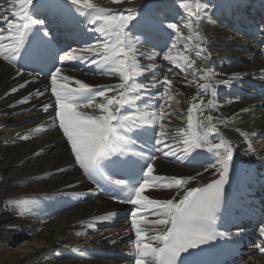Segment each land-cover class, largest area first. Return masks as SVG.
<instances>
[{
  "label": "snow or ice",
  "instance_id": "snow-or-ice-1",
  "mask_svg": "<svg viewBox=\"0 0 264 264\" xmlns=\"http://www.w3.org/2000/svg\"><path fill=\"white\" fill-rule=\"evenodd\" d=\"M112 3L119 5L122 0H112ZM69 5L80 6L76 12L86 21V31L93 34L92 42L84 43L79 49L64 51L58 55V61L55 58L56 62L47 74L54 103L45 102L39 106L44 113L54 108L52 125L58 121L74 165L96 185L94 191L89 189V193L98 195L108 186L115 193L109 196L113 202L131 205L129 222L134 239L129 243L134 264H207L206 249L220 240L234 250L232 246L237 242L236 238L243 233L221 231L219 222L227 202L226 185L235 167L238 146L221 131V126L227 125V118L213 113L223 107L216 99L219 90L223 87L231 90L243 75L219 73L210 64L197 67L196 60L189 55L191 45L194 44L197 50V58L209 60L211 54L206 46L202 42L196 43L192 36L182 37L175 22L165 23L162 12L142 15V6L139 9L113 10L97 7L91 0H7L6 4L0 5V60L16 69L13 80L24 77L21 60L47 63L53 51L52 36L43 17L72 22L75 15ZM180 6L188 12L189 18L200 21L207 16L209 3L208 0H196L195 10L188 3ZM8 10L14 19L5 14ZM164 29L175 33L172 47H176L180 39L186 43L182 52L177 55L166 52L163 60L184 73L191 70L192 80L186 78L181 83L185 86L195 83L198 88L187 108L186 127L174 132L164 121L180 112L171 110L167 101L174 98L173 92L176 95L182 93L173 89L175 81L169 78V74L158 77L154 63H141V58L146 55L145 49L159 47L157 34ZM196 35L198 37L199 33ZM158 56L159 53L152 51L148 59L154 61ZM74 62L95 66L102 75H118L119 83L90 85L62 74V70L79 71L71 66ZM39 74L28 72L31 79H24L10 88L0 96V100L35 83ZM144 76L150 78L141 81ZM220 76L225 78L216 79ZM260 76L264 77V69H261ZM201 80L206 82L200 83ZM157 88L163 91L155 92ZM48 90L36 88L9 104V108L31 105L12 115L30 113L37 107L33 100L39 101ZM165 97L157 110L158 102ZM81 108L93 109L98 114L80 111ZM250 110L242 108L240 112ZM233 115L239 116L240 113ZM46 130L43 124H39L27 134L16 133L13 140H27L32 133L43 134ZM236 131L247 145L244 154H255L248 140L249 134L240 129ZM156 153L165 158L174 157L178 162L200 154H207L211 160L202 164V171L195 175H163L156 170ZM206 173H210L212 178L200 183L198 178H203ZM192 182H196V186H191ZM66 187L71 189L75 185L67 184ZM162 190L174 194L166 199L151 195ZM72 195L82 194L73 192ZM117 215L118 212L113 211L95 217L87 227L94 229L97 223ZM144 224L154 227L146 230L141 226ZM258 231L264 237V224ZM112 242L115 243L114 240ZM256 247L260 254H264V245ZM70 250L74 253L79 251L75 248Z\"/></svg>",
  "mask_w": 264,
  "mask_h": 264
},
{
  "label": "bare ground",
  "instance_id": "bare-ground-1",
  "mask_svg": "<svg viewBox=\"0 0 264 264\" xmlns=\"http://www.w3.org/2000/svg\"><path fill=\"white\" fill-rule=\"evenodd\" d=\"M251 1L223 0L224 15L221 12L216 13L214 17L207 14L205 18L197 21L196 31L186 37L192 36L196 43L202 42L203 46H206L207 52L211 54L209 60L197 58V50L192 47L193 44L189 55L196 60L197 67H206L210 64L216 72L227 75L233 73L243 75V79L231 90L227 87L219 90L216 99L223 107L213 115H222L227 118V125L221 126V131L238 146L234 169H243L247 178L252 181V186L262 190V183H264V159L261 160L264 157V77L260 76V71L264 69V40L256 41V36L259 35L261 38L258 29L259 18H256V13L264 11V0ZM147 2L151 3L148 7H151L153 14L160 12L163 15L164 13L173 14L177 7V4L172 0H145L144 4ZM6 3L7 0H0V5ZM140 5H142L141 2L136 5L128 4L125 8L128 6L136 8ZM69 7L75 15V20L72 22H61L58 19L43 17L49 31L53 28L55 33L67 31L69 40L61 46L63 52L72 48L79 49L84 43H91L93 37L92 33L86 31L84 18L76 12V8L80 6L69 5ZM237 7L245 8V11L250 13V17H242L240 12L236 11ZM5 14L10 19H14L11 10ZM224 17L231 18L232 22L242 20L244 28L240 27L237 33L232 30L228 31L230 27L224 23ZM164 18H166L165 15ZM165 32L171 33L167 29ZM197 32L199 33L198 37ZM261 34H264V31ZM182 37H185V34H182ZM175 39L174 36L173 40ZM182 41L184 39H180L176 47H172V43L167 44L164 52L145 49L144 60L141 58L142 64H155L158 69V77L162 78L165 74H169V78L175 81L173 89H178L182 93V95H176L173 92L174 98L167 101V106L171 110L180 112L179 115H175L179 117L178 119L170 116L168 120L164 121L173 132L175 129L186 127L187 108L192 103L191 97L198 91L195 83L190 86L181 83L186 78L192 80L191 70L184 73L163 60L165 52L172 55L182 52L185 48ZM152 51L162 54L154 61H150L148 54ZM192 51H194L193 54ZM71 66L80 70H62V74L80 79L90 85L119 83L118 75H102L95 66L89 67L80 62H74ZM15 74V68L0 60V96H3L10 88L22 83L24 79H31L25 75L23 78L13 80L12 77ZM149 78L150 76L141 77V81H146ZM224 78L225 76H220L216 79ZM262 81L263 83H261ZM199 82L205 83L206 81ZM243 86L249 89L248 93L242 92ZM36 88L49 89L39 101L33 100L32 103L37 107L30 113L19 116L12 115L21 109L31 107V105H20L16 108H9L8 105ZM162 91L161 88L155 89V92ZM205 98L207 99V97ZM164 100L166 97L158 102L157 110L159 104ZM45 102L54 103V98L51 97L50 83L36 81L25 89L0 100V264H134V262L125 259L128 255L131 256L132 245L129 241L134 239L130 222L115 227L113 224L109 225V220L112 219L109 216L107 221L97 223L94 229L87 227L88 222L95 217L108 215L113 211L118 212V217H120L121 207L104 198L94 199L95 195L86 191V189H91V185L87 186L82 170L74 165L70 148L58 127V121L55 126L52 125L54 108H50L48 113H44L39 106ZM140 107L143 108L144 105ZM242 108L251 110L241 113ZM80 111L98 114L93 109L81 108ZM234 113H240V115L234 116ZM39 124H43L47 129L43 134L32 133L27 140L18 138L13 140L16 133L27 134L29 130ZM236 129L248 133V140L251 143L257 138L260 141L261 150L254 148L255 154L245 155L244 148L247 145L244 144V138L239 135ZM37 152H41V154L34 156L33 154ZM156 155L158 156L156 170L163 175H195L197 171H202V168L190 169L187 164L197 167L211 160L207 154L195 155L183 162H178L174 157L165 158L159 153ZM248 162L252 164L253 171H256L258 175L248 167ZM240 163L244 167H241ZM58 169H63V171H58ZM211 178L210 173H206L203 178H198V180L200 183H206ZM2 179L3 181H1ZM67 184H73L75 187L67 188ZM191 186H196V182H192ZM250 189L251 187L247 188L248 194L258 209L263 204H260L259 199ZM73 192L82 195L74 197ZM173 194L174 192L168 190L151 193L153 198L160 199L170 198ZM129 211L130 209H126L125 214L128 215ZM149 219H154V217H149ZM81 221L84 223L81 224ZM262 224H264V218ZM141 226L146 230H151L154 227L150 224ZM257 232L261 237L259 231ZM113 240L115 243L112 242ZM15 244H18L16 249H9L11 245ZM78 244L81 247L88 246L96 249L94 251L85 248L78 249ZM73 248L79 251L74 253L70 250ZM100 248L106 249V252L99 251ZM252 259V264H264V259L261 256H254Z\"/></svg>",
  "mask_w": 264,
  "mask_h": 264
},
{
  "label": "rangeland",
  "instance_id": "rangeland-1",
  "mask_svg": "<svg viewBox=\"0 0 264 264\" xmlns=\"http://www.w3.org/2000/svg\"><path fill=\"white\" fill-rule=\"evenodd\" d=\"M175 1H177V0H175ZM210 1L211 2H210L209 13L215 14L216 11H219L220 10L221 0H210ZM91 2L93 4H99V5L105 6V8H111L113 10H116V9L125 8V6L128 5V4H134V5H136V4L140 3V2H141V4H143L145 2V0H122V3L119 4V5H114L112 3V0H91ZM178 2H179L177 4V7H179L178 8V11L180 13H182L180 15H182L183 18L180 17L179 18L180 22H178L176 24L178 25V30L182 34H186L185 35V37H186L187 35L191 34L193 31H196L197 24L195 23V21H192V17L189 18L188 12L184 8H182L180 5L181 4H184V3H188L192 7V9L195 10L196 0H178ZM222 2H223V0H222ZM208 3H209V1H208ZM128 8H132V7L131 6H128ZM151 11H152L151 7H148V11L145 12V13L150 14ZM151 14H153V13H151ZM185 15H187V16H185ZM219 28H222V27H219ZM238 40L240 41V39H238ZM182 43L185 44L186 43L185 40L182 41ZM192 47L195 48L194 46H192ZM191 53L193 54L194 51H192ZM161 54L162 53H159V55H161ZM142 58L144 60V57H142ZM174 117L176 119L179 118L178 116H174ZM254 143L257 144V142H254ZM1 181H3V179ZM17 246H18V244L11 245L9 249H16Z\"/></svg>",
  "mask_w": 264,
  "mask_h": 264
}]
</instances>
